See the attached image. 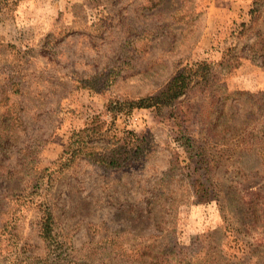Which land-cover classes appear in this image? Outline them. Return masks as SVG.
Here are the masks:
<instances>
[{"label": "rangeland", "instance_id": "obj_1", "mask_svg": "<svg viewBox=\"0 0 264 264\" xmlns=\"http://www.w3.org/2000/svg\"><path fill=\"white\" fill-rule=\"evenodd\" d=\"M261 33L264 0H0V264H264ZM203 61L222 95L130 108Z\"/></svg>", "mask_w": 264, "mask_h": 264}, {"label": "trees", "instance_id": "obj_2", "mask_svg": "<svg viewBox=\"0 0 264 264\" xmlns=\"http://www.w3.org/2000/svg\"><path fill=\"white\" fill-rule=\"evenodd\" d=\"M7 3V0H5V4ZM259 5L258 1L254 2V6L250 9V15L253 18H255L256 13L259 11ZM248 23L243 22L241 25L246 26ZM260 36H264V33H261ZM250 48L257 53L262 55L264 59V38L261 41H256L252 45H250ZM191 72H182L178 75H175L171 78V80L161 89L158 93L154 95H150L148 97L140 98L139 100L135 102H131L129 104L130 108H134L136 106L138 107H149V106H166V105H173L177 99H179L181 96L185 95L189 90L193 89L194 87L198 86L202 92L205 94L209 91L210 94H213L216 98V96H220L221 92H219L220 89H224V85L220 84L218 82V76L215 74L214 67L212 63L208 62H197L195 64V67L191 68ZM226 93V89L224 91ZM222 95V94H221ZM222 97V96H221ZM120 109H123L122 107ZM95 127L91 130L88 127H84L83 129L79 130L77 132L78 138L74 143H81L83 140L87 142L85 139L86 137L90 136V141H92L95 138ZM90 132L87 134L86 132ZM237 150L244 149L243 144L237 143ZM135 146V145H134ZM250 146H247L245 148H250ZM76 149V148H75ZM133 149V152H132ZM136 150H139L138 147H132L129 151L131 153L137 155L138 152ZM129 156V155H128ZM207 161H210V159L207 156H204ZM110 159V160H109ZM121 158L113 156L106 158L103 161L108 162L110 165H114L115 161L120 160ZM248 197L246 198V204H248V207L250 209L253 208V211L258 209V205L255 203L254 198ZM52 207H47V218L42 226V233L45 238H51L53 236V211ZM226 229H230V225H226ZM233 241H235V244H238L241 242V238L239 236H236L234 234ZM244 242V241H243ZM256 248L249 251L251 253V256L248 259V263H251L253 261L252 257L253 254H255ZM242 257V256H241ZM259 262V261H257ZM257 264V263H256Z\"/></svg>", "mask_w": 264, "mask_h": 264}]
</instances>
